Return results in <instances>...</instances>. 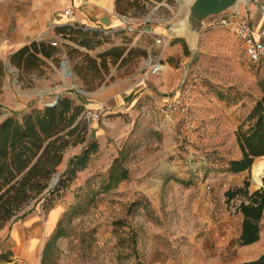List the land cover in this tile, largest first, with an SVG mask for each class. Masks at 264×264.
Returning <instances> with one entry per match:
<instances>
[{
    "label": "rangeland",
    "instance_id": "374dc122",
    "mask_svg": "<svg viewBox=\"0 0 264 264\" xmlns=\"http://www.w3.org/2000/svg\"><path fill=\"white\" fill-rule=\"evenodd\" d=\"M184 1L122 0L117 6L116 0L118 15L138 29L128 32L120 23L83 26L68 19L65 9L36 30L41 0H0V123L8 117L22 121L59 93L82 109L80 119L102 110L98 120L88 121L87 140L65 150L58 174L72 159L79 162L83 147L97 143L87 166L54 193L33 194L0 222V264L10 256L17 264H204L217 251L214 229L239 227L245 198L229 200L226 194L246 181L250 193L263 187L264 157L240 173L229 163L242 155L239 126L264 95V59L251 63L234 29L214 26V18L193 47L175 31ZM250 5L225 15L253 23L264 0ZM63 26L76 31L65 37L57 31ZM159 35L167 41V67L145 79L143 68ZM21 41L56 49L51 57L39 54L18 66L12 57ZM64 60L72 72L67 81ZM121 154L129 178L107 190ZM33 216H40L36 231L23 236L36 237L37 245L27 257L26 241L11 251V234ZM59 224L62 235L56 237ZM238 245L222 247L229 259Z\"/></svg>",
    "mask_w": 264,
    "mask_h": 264
},
{
    "label": "trees",
    "instance_id": "16d2710c",
    "mask_svg": "<svg viewBox=\"0 0 264 264\" xmlns=\"http://www.w3.org/2000/svg\"><path fill=\"white\" fill-rule=\"evenodd\" d=\"M122 0H117V6ZM124 1V0H123ZM133 1V2H132ZM137 0H129L134 4ZM57 31L72 35L71 27H58ZM54 45L32 42L21 47L12 57V62L27 66L39 54L53 56ZM82 109L69 98L60 99L54 107H46L22 121L8 117L0 123V222L7 221L31 196L47 191L54 193L64 180L71 181L78 171L90 161V152L96 151L93 143L89 150L83 147L82 153L72 159L65 171L59 174V182L50 188L51 182L64 161L65 150L87 140L89 122L81 118ZM237 141L241 157L230 161V170L240 173L250 170L256 159L264 157V95L254 105L246 121L238 128ZM123 153V152H122ZM122 155L116 158L109 172L107 190L115 189L129 178V171L123 166ZM63 181V182H62ZM250 182L243 188L230 190L229 200L242 195L245 200L239 210L243 215L242 233L239 245L247 246L260 239V223L264 215V186L250 193ZM58 225L56 237L62 235ZM249 264H264V255Z\"/></svg>",
    "mask_w": 264,
    "mask_h": 264
},
{
    "label": "crops",
    "instance_id": "0c3cea01",
    "mask_svg": "<svg viewBox=\"0 0 264 264\" xmlns=\"http://www.w3.org/2000/svg\"><path fill=\"white\" fill-rule=\"evenodd\" d=\"M44 4V9L40 12L41 15V24L37 26L36 30L43 28V25L48 24L54 14L58 12L60 9H66L69 7L74 8L75 14L73 17V21L75 23H79L83 26H95L99 28H110L118 26L119 23L122 25L121 17L116 11V0H41ZM255 1V0H253ZM253 3V2H252ZM240 8V7H239ZM247 9H251V5H245L244 11H248ZM259 15L257 19H254L252 23L256 28H260L264 20V13L261 9H259ZM241 11V10H240ZM58 22V20H57ZM159 29H156V32H159ZM25 41H21L17 43L16 50L18 51L21 47H23ZM164 67L167 65L164 63ZM155 77V76H151ZM150 78V77H149ZM146 87V84L144 85ZM81 93V92H79ZM130 95L126 96L129 98ZM113 96L107 99L112 101ZM89 100V105H94L97 103L93 102V99ZM124 101V100H123ZM241 216V224L235 230H233L231 224H227L225 226H220L219 228H215L213 231V235L216 238V248L217 251L212 254L209 261H205L204 264H249L258 260L262 255H264V215L260 223V239L256 243L247 246L238 245V251L236 256H231L230 259L227 257V251L223 252V248L226 245L238 243L242 233V222L243 215ZM40 220V216H33L29 218L28 222L15 227L11 234L12 243L15 247H11V251L14 252L16 246H19L20 243L26 241L24 244L23 253L25 256L29 257L33 254V250L37 245V238L30 236L28 240H26L23 236V233L28 230L30 234L36 231L37 226H35ZM14 231L16 235H14ZM12 256L9 257V260L5 264H17L13 261Z\"/></svg>",
    "mask_w": 264,
    "mask_h": 264
},
{
    "label": "built area",
    "instance_id": "2783aa9c",
    "mask_svg": "<svg viewBox=\"0 0 264 264\" xmlns=\"http://www.w3.org/2000/svg\"><path fill=\"white\" fill-rule=\"evenodd\" d=\"M264 13V5L260 6ZM75 11L74 8L69 7L64 10V15L73 20ZM122 26L125 31L137 32L138 29L133 27L134 21L127 17L122 16ZM214 26L231 27L234 29L238 38L244 45V49L253 64L259 63L264 59V20L260 28H256L247 19H239L236 16L220 15L213 19ZM140 33H149L147 30L140 31ZM167 46V41L161 35L156 37L153 52L150 55L148 63L143 68L144 78L148 79L151 76H160L164 70V51ZM102 110L89 111L86 120H98L101 116Z\"/></svg>",
    "mask_w": 264,
    "mask_h": 264
},
{
    "label": "water",
    "instance_id": "95a60500",
    "mask_svg": "<svg viewBox=\"0 0 264 264\" xmlns=\"http://www.w3.org/2000/svg\"><path fill=\"white\" fill-rule=\"evenodd\" d=\"M253 0H187L183 2V13L176 23L175 31L179 36L187 39L193 47H197L201 32L206 27V21L216 18L220 15L237 12L242 3L249 5ZM66 60L63 61L64 64ZM11 70V63H8ZM72 74L70 69V75ZM78 92H81L77 90ZM63 94L59 93L57 99L52 103H47V107L56 106ZM59 174H56L51 182L50 188H53L59 180ZM264 180V176L262 177Z\"/></svg>",
    "mask_w": 264,
    "mask_h": 264
},
{
    "label": "bare ground",
    "instance_id": "6f19581e",
    "mask_svg": "<svg viewBox=\"0 0 264 264\" xmlns=\"http://www.w3.org/2000/svg\"><path fill=\"white\" fill-rule=\"evenodd\" d=\"M70 66L68 61L64 62V64H62V77L65 81H67L70 78Z\"/></svg>",
    "mask_w": 264,
    "mask_h": 264
}]
</instances>
